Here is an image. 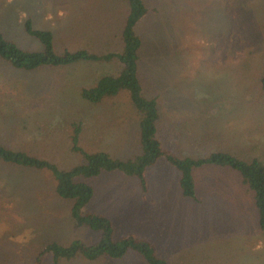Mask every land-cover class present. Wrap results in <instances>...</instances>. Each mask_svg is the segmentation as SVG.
I'll return each mask as SVG.
<instances>
[{
  "label": "rangeland",
  "instance_id": "obj_1",
  "mask_svg": "<svg viewBox=\"0 0 264 264\" xmlns=\"http://www.w3.org/2000/svg\"><path fill=\"white\" fill-rule=\"evenodd\" d=\"M135 25L141 38L137 76L141 92L156 98L162 146L178 157L229 152L264 162V0H144ZM128 14L124 0H0V33L17 46L42 50L25 21L52 32L57 53L65 48L120 51ZM120 62L78 61L17 69L0 58V142L67 170L85 161L71 149L73 123L85 126L78 144L125 159L138 154L139 116L127 90L95 106L82 87L116 74ZM93 115L94 121L85 120ZM84 146V147H83ZM196 202L182 196L179 171L164 157L148 167L145 199L118 185L136 177L103 171L84 178L96 196L84 211H104L113 238L131 233L150 242L172 264H264V229L253 191L229 166L193 169ZM48 169L0 160V264H148L134 249L118 258H58L51 244L93 245L100 232L75 227L72 201L55 192Z\"/></svg>",
  "mask_w": 264,
  "mask_h": 264
},
{
  "label": "trees",
  "instance_id": "obj_2",
  "mask_svg": "<svg viewBox=\"0 0 264 264\" xmlns=\"http://www.w3.org/2000/svg\"><path fill=\"white\" fill-rule=\"evenodd\" d=\"M128 5V14L121 32L123 48L120 51L95 53L87 49L67 50L57 53L53 47V36L50 30L37 29L27 19L25 29L28 34L37 38L42 44V50L32 51L17 46L12 40L0 33V58L17 69L33 70L44 66H63L78 61H112L120 62V69L116 74H103L93 86L82 87L79 90L81 98L90 103H99L104 99L115 98L120 92L127 90L130 101L138 113V140L140 151L127 159L114 158L105 151L87 152L79 144L80 124H72L70 135L71 149L84 156L85 161L67 170H60L47 159L28 154L20 149H11L0 142V160L21 167L48 169L56 178L55 192L58 196L72 201L70 214L75 227L88 226L100 232V239L93 245L81 242L71 243L61 247L51 244L49 247L57 259L62 257L72 259L79 255L94 260L99 256L118 258L129 249H134L142 255L148 264H172L158 256L150 242L129 234L118 239L113 238V225L103 214L85 212L84 207L93 194V188L85 180L79 178L93 177L103 171H119L125 175L138 179L143 191L146 190L145 173L149 166L158 158L164 157L171 165L178 169L179 186L182 194L197 200L193 179V169L205 164L229 166L241 176L243 184L253 191L255 207L259 217V227L264 229V162L257 158L241 159L229 152L216 151L207 156L192 158L178 157L165 149L157 138L156 123L159 111L156 98H147L141 92V85L137 76V61L141 38L134 28L147 8L144 0H124ZM261 86L264 88V70L261 76ZM40 264L38 256L36 262Z\"/></svg>",
  "mask_w": 264,
  "mask_h": 264
},
{
  "label": "crops",
  "instance_id": "obj_3",
  "mask_svg": "<svg viewBox=\"0 0 264 264\" xmlns=\"http://www.w3.org/2000/svg\"><path fill=\"white\" fill-rule=\"evenodd\" d=\"M98 79V78H97ZM91 104V103H90ZM94 104H96L95 106H102V104L103 103H93V105ZM159 118H160V115H159ZM85 120H88V122L89 121H94V118H93V115H87V117L85 118ZM159 120V119H158ZM158 122V121H157ZM156 126H157V123H156ZM81 129H83V131L84 132H86V129H85V126L83 125V127H81V123H80V130ZM80 133V132H79ZM157 138L159 139V137H158V127H157ZM160 140V139H159ZM84 147V146H83ZM90 151H94V152H96L97 150H90ZM100 151V150H99ZM129 158V157H128ZM125 159H127V158H125ZM173 166V165H172ZM174 167V166H173ZM175 168V167H174ZM148 169V168H147ZM119 172V171H118ZM146 172H147V170H146ZM120 173H122V172H120ZM193 173V172H192ZM123 174V173H122ZM123 175H125V174H123ZM240 175V174H239ZM126 176H129V175H126ZM179 176H180V173H179ZM131 177H134V176H131ZM145 177H146V173H145ZM137 179V178H136ZM194 179V178H193ZM240 181H241V183L243 184V182H242V179H241V176H240ZM178 184H179V180H178ZM90 185V184H89ZM111 185H118V186H120V187H123V190H130V191H132V193H134V195L133 194H130V195H125V194H121L120 195V199H124L125 197H130V196H139L140 197V199L142 198V199H145V197L147 196V194H148V185H147V179H146V190L145 191H143L142 190V188H141V186H140V184H139V181H138V179H137V181H133V183H130V184H127V183H121V184H103V185H101V186H111ZM194 185H195V180H194ZM92 188H93V194H92V197H91V199L89 200V201H91V200H93L94 198H95V196H96V188H95V186L94 185H92L91 186ZM179 188H180V186H179ZM246 188H247V186H246ZM247 190V192H248V188L246 189ZM180 191H181V189H180ZM195 193H196V196H197V200H194V199H192V200H194V201H196V202H199L200 201V198H199V196L197 195V191H196V187H195ZM181 194H182V191H181ZM182 196L183 197H185V198H189V197H186V196H184L183 194H182ZM191 199V198H190ZM88 212H95V213H98V214H103V215H105L109 220H110V218H109V216L104 212V211H102V210H99V209H92L91 211H88ZM111 221V220H110ZM112 223V222H111Z\"/></svg>",
  "mask_w": 264,
  "mask_h": 264
}]
</instances>
